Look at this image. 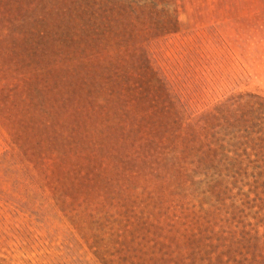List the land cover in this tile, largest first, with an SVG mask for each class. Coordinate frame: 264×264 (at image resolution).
Instances as JSON below:
<instances>
[{
    "label": "rangeland",
    "instance_id": "rangeland-1",
    "mask_svg": "<svg viewBox=\"0 0 264 264\" xmlns=\"http://www.w3.org/2000/svg\"><path fill=\"white\" fill-rule=\"evenodd\" d=\"M246 94L264 0H0V264H264V179L192 164Z\"/></svg>",
    "mask_w": 264,
    "mask_h": 264
},
{
    "label": "trees",
    "instance_id": "trees-1",
    "mask_svg": "<svg viewBox=\"0 0 264 264\" xmlns=\"http://www.w3.org/2000/svg\"><path fill=\"white\" fill-rule=\"evenodd\" d=\"M195 145L192 164L231 184L248 186L264 179V98L230 96L208 112ZM235 188V186H234Z\"/></svg>",
    "mask_w": 264,
    "mask_h": 264
}]
</instances>
